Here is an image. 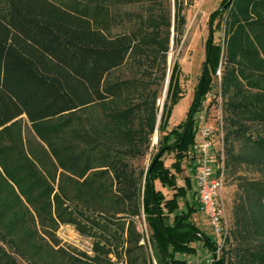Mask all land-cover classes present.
Returning <instances> with one entry per match:
<instances>
[{"label": "trees", "instance_id": "1", "mask_svg": "<svg viewBox=\"0 0 264 264\" xmlns=\"http://www.w3.org/2000/svg\"><path fill=\"white\" fill-rule=\"evenodd\" d=\"M137 1L0 0V264H188L198 245L216 250L194 220L193 177L182 173L218 68L224 168L236 190L230 235L210 264H264V0H222L212 11L187 117L169 128L184 96L177 62L147 167L135 160L152 147V87L166 78L172 18L161 10L115 32L122 6ZM142 213L149 245L134 221ZM64 224L95 238L93 255L60 243Z\"/></svg>", "mask_w": 264, "mask_h": 264}, {"label": "rangeland", "instance_id": "2", "mask_svg": "<svg viewBox=\"0 0 264 264\" xmlns=\"http://www.w3.org/2000/svg\"><path fill=\"white\" fill-rule=\"evenodd\" d=\"M222 0H139L134 3H126L122 6V14L117 20L114 31H126L129 29H135L139 26L140 20L145 19L148 15H155L159 11L168 12L172 18V29H171V43L170 50L168 52L167 61V72L165 80L158 86L154 85L152 88L159 90V95L157 98V106L159 107V114L157 119L156 131L152 140V147L150 152L142 158V160H135V164L139 167H147L150 163L153 153L157 152V145L159 143V131L158 128L161 123V118L163 110L167 101V95L169 90V83L173 74V69L177 62L181 64L180 72V83L183 88L184 96L181 97L178 102L174 105L170 118L169 128L171 129L174 125L182 122L192 105L193 97L197 89L198 82L200 80L203 64L205 61L206 54V42L209 34V17L212 11L219 8ZM219 22V18L214 21L215 29V41L221 42L225 40L224 35V22ZM221 68L215 73L214 84L211 91L210 103L206 100L204 103L208 106L206 111V116L210 122H214L218 115L216 107V99L214 95L218 92L221 87ZM132 69L128 66L122 70L125 76L132 74ZM168 78H170L168 83ZM223 98V96H222ZM203 105L201 106V110ZM222 114L224 123V112H223V100H222ZM24 127L33 129V125L29 123L26 118H23ZM34 130V129H33ZM222 143L218 142L214 147V154L216 155V160L218 159V154L221 153ZM173 155H167L165 162L168 166L173 161ZM242 172V171H241ZM245 174L247 172H244ZM193 175L190 169L185 167L183 175ZM249 174V173H247ZM236 178L232 176L224 175L222 198L225 202L226 214L228 222L231 226V206L233 203V193L236 190ZM183 182V180H182ZM134 221L137 228L144 236V242L148 243L150 231L148 225L145 221L144 214L141 216L134 217ZM208 235L217 240L216 234L213 229L206 228ZM59 238L61 239V244L68 248H76L77 251L87 252L89 255H93V241L95 238L93 236H85L79 233L76 228L72 225H61L58 230ZM230 235V234H229ZM149 245V243H148ZM200 252L197 254H191L187 256L188 264H210L211 261L207 260V256L210 252L203 246L198 245ZM149 248V246H148ZM151 249V248H149ZM207 254V255H206ZM206 255V256H205ZM155 264H157L155 262Z\"/></svg>", "mask_w": 264, "mask_h": 264}, {"label": "built area", "instance_id": "3", "mask_svg": "<svg viewBox=\"0 0 264 264\" xmlns=\"http://www.w3.org/2000/svg\"><path fill=\"white\" fill-rule=\"evenodd\" d=\"M210 93L206 101L210 103ZM218 115L214 122H210L206 116V103H203L202 110L195 116L199 138L196 143L198 157L197 190L201 211L208 218L217 238L216 250L210 252L207 260L215 261L219 258L221 250L230 234V224L228 222L225 202L222 198V189L225 175L224 168V124L222 114V93L221 88L214 95ZM221 142V162L215 164L216 156L213 153L215 144ZM220 170L219 172L217 170Z\"/></svg>", "mask_w": 264, "mask_h": 264}, {"label": "crops", "instance_id": "4", "mask_svg": "<svg viewBox=\"0 0 264 264\" xmlns=\"http://www.w3.org/2000/svg\"><path fill=\"white\" fill-rule=\"evenodd\" d=\"M197 138H199L198 131H197V134H196V139H195V143H194V146H193V152H192L194 154L193 156H194L195 159H193L191 161L192 165L194 166V169H193V166L192 167L190 166V168H189L191 173H193L192 177H193V180H194V189L195 190H197V173H198V167H197L198 166V157H197V153H196L197 152L196 143L198 141ZM195 166H196V168H195ZM184 170H185V167H184ZM184 170H183L182 174H184ZM184 176H191V175L186 174ZM179 180H180L179 181L180 184L184 183V182H182V180L184 181V179L180 178ZM194 220L197 223V225L200 226V228L203 231H205L207 234H208V232L206 230L207 227L213 229L211 224H210V222H209V220H208V218L204 215V213L202 211L197 212V213L194 214ZM197 252H200L199 247H198V251Z\"/></svg>", "mask_w": 264, "mask_h": 264}, {"label": "water", "instance_id": "5", "mask_svg": "<svg viewBox=\"0 0 264 264\" xmlns=\"http://www.w3.org/2000/svg\"><path fill=\"white\" fill-rule=\"evenodd\" d=\"M169 80H170V78H168V83H169Z\"/></svg>", "mask_w": 264, "mask_h": 264}]
</instances>
